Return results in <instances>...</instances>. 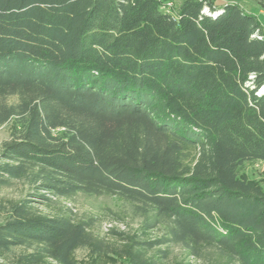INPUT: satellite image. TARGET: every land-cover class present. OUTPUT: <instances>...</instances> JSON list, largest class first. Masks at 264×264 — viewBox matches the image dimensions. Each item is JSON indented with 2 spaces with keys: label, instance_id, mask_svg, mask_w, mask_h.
Segmentation results:
<instances>
[{
  "label": "trees",
  "instance_id": "1",
  "mask_svg": "<svg viewBox=\"0 0 264 264\" xmlns=\"http://www.w3.org/2000/svg\"><path fill=\"white\" fill-rule=\"evenodd\" d=\"M12 119L0 187L24 181L46 206L80 192L129 202L143 233L165 234L117 232L128 264H159L167 243L264 264V186L241 173L264 161V29L241 5L0 0V126ZM101 243L91 220L28 197L0 222L1 264H76Z\"/></svg>",
  "mask_w": 264,
  "mask_h": 264
},
{
  "label": "rangeland",
  "instance_id": "2",
  "mask_svg": "<svg viewBox=\"0 0 264 264\" xmlns=\"http://www.w3.org/2000/svg\"><path fill=\"white\" fill-rule=\"evenodd\" d=\"M216 5L236 3L248 12L255 14L264 29V9L252 0H215ZM172 9L174 4L168 3ZM9 103L15 104L17 96L8 98ZM15 121L0 126V152L3 144L12 136ZM241 173L257 180L264 186V161H248L242 165ZM30 187L19 180H12L8 185L0 187V222L6 217V211L11 201L21 197H28L33 204L45 213H52L56 209H62L71 213L76 219L91 220L92 230L100 239L101 245L92 248H79L76 251V264H128V262L115 254L125 242L117 232L129 233L137 236L139 240H158L165 234L164 227H156L143 233L141 226L143 218L138 215L132 204L112 195H93L77 193L71 198H61L50 206L42 203V199L30 193ZM162 250V252H158ZM156 251L160 256L159 264H209L207 256H195L182 245L167 243L156 245L152 252ZM2 260L0 259V264Z\"/></svg>",
  "mask_w": 264,
  "mask_h": 264
},
{
  "label": "built area",
  "instance_id": "3",
  "mask_svg": "<svg viewBox=\"0 0 264 264\" xmlns=\"http://www.w3.org/2000/svg\"><path fill=\"white\" fill-rule=\"evenodd\" d=\"M208 10V8H205L204 11L206 12Z\"/></svg>",
  "mask_w": 264,
  "mask_h": 264
}]
</instances>
